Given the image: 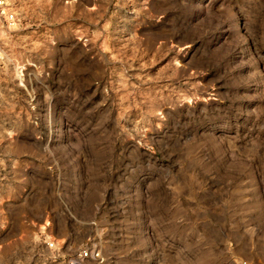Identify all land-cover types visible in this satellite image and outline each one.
I'll use <instances>...</instances> for the list:
<instances>
[{
  "label": "rangeland",
  "instance_id": "obj_1",
  "mask_svg": "<svg viewBox=\"0 0 264 264\" xmlns=\"http://www.w3.org/2000/svg\"><path fill=\"white\" fill-rule=\"evenodd\" d=\"M4 1L0 264H264V0Z\"/></svg>",
  "mask_w": 264,
  "mask_h": 264
},
{
  "label": "built area",
  "instance_id": "obj_2",
  "mask_svg": "<svg viewBox=\"0 0 264 264\" xmlns=\"http://www.w3.org/2000/svg\"><path fill=\"white\" fill-rule=\"evenodd\" d=\"M0 15L7 22H12L14 19L12 10L9 8L6 1H4V0H0ZM47 245H48V247H52L53 243L49 242ZM87 257L97 258L98 253L96 251H90V250L82 249L77 254V259H85Z\"/></svg>",
  "mask_w": 264,
  "mask_h": 264
}]
</instances>
